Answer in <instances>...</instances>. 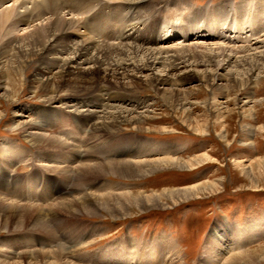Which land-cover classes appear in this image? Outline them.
<instances>
[{
	"label": "bare ground",
	"instance_id": "6f19581e",
	"mask_svg": "<svg viewBox=\"0 0 264 264\" xmlns=\"http://www.w3.org/2000/svg\"><path fill=\"white\" fill-rule=\"evenodd\" d=\"M93 1L95 0H90L89 5H92ZM98 1L99 7L93 8L94 5H92V9L87 13H85V0L0 1V4L12 3L11 6L24 8L23 11H18L10 6L9 9L0 14V30L4 29L5 26L10 28L8 32L5 31L7 40L3 39L6 42H2L4 47L0 62V71L3 72L5 79L7 69L24 70L32 63H37L38 67L28 81L32 92L39 90L50 93L44 97V102L48 104L54 103L57 94L62 91L66 92V97H73L72 101H69V98L60 101L59 108L61 110L57 112L62 114L58 115L52 111L54 116L64 115L63 119L65 121L61 119V125L57 124L58 117L55 116L54 118L50 114L51 111L48 110L45 111V114L51 119L47 118V120L40 121L43 124L39 127V131H37L38 128L33 127L35 123L33 124V122L21 118L17 120L16 125L11 129V131L19 132L24 140L38 150L39 153L36 151L31 154L33 156L31 157L26 146L22 145V149H20L9 142L12 147L21 150L27 157L23 156L25 158H22L23 153L21 152L16 155L15 159L8 158L7 160L6 156L9 150L7 152L3 150L0 153V160L9 169L8 177L4 180L2 176L3 168L0 166V225L4 223L0 227V232L22 231L26 223H29V229L43 232L47 230L52 222L55 223L57 217L62 214H66L70 218L82 216L81 214H86L89 218H99L97 212H94L96 209L105 211L113 219L119 218L117 215L112 214L114 212H119L123 217L127 216L126 206L133 203L138 204V202L147 205L156 204L162 197L160 195L152 196L151 194L154 192L148 195L141 192L94 193L90 191L92 187L91 180L94 178H91L90 175L103 177L110 175L118 179L140 181L160 170H181L193 164L197 165L203 160H210L209 155L203 153L200 156L188 159L192 160L190 164L182 163L184 159L177 157L179 148L170 145L168 147L163 144L149 145L146 140L141 138H136L137 140H131L128 137L108 139L105 144L100 143L99 148H95L96 143L90 142L91 146L87 145L90 144L89 141H93L95 138L93 134L101 133L113 136L126 130L125 127L127 126L132 127L137 132L152 133L151 129L146 128L145 124L149 114L146 105L142 108L140 100H134L126 96L132 91L137 92L138 89L146 86L167 103L170 98L178 100L181 95L185 97L187 89H180V87L189 81L191 75L198 74L202 82L208 83V81H211V83L218 84V87L215 88L218 92L236 90V98L231 101L238 105L237 108L241 110L239 114L243 116L242 119L247 117L249 120H257L254 118V115L260 112L257 108L264 105V100L251 101V94L245 98V101L238 102L239 93L251 85L256 87L264 75V25L260 21L261 16L253 25V34L251 28L246 24L249 19V12L245 22L246 27L238 30L239 26L234 21V14L242 19L245 12L240 11L239 14L238 11L236 14V11H228L227 7L223 12L224 15L229 14L230 22L227 21V15L220 25L223 14L218 8L215 9L217 12H212L215 15L211 17L213 18L211 21V18L207 15L210 9H207L196 11L201 13L199 15L194 14L195 18L185 20L187 23L186 28L185 26L180 29L174 27V29L169 30L167 27L165 31H160L157 28L158 18L154 13L141 21L139 25L135 20H131V14L138 12L143 4L147 3L148 5L150 0H124L122 2L124 8L129 7L131 14H127L125 10L123 11L121 7H118V0L111 7L108 4L103 5L102 0ZM28 4L31 6L28 7ZM180 7L178 6L179 9ZM185 7L187 8L186 5ZM104 9L110 11L102 13ZM117 9L120 10L119 16H117ZM258 9L259 12L261 10L263 12L264 4ZM256 12L258 11L256 10ZM202 13H206V17L197 20L196 18H199ZM258 13L253 14L255 20L259 15ZM43 14H47L46 19L42 17ZM24 19H26V23L23 21ZM31 19L32 23H36L35 25L28 23L31 22ZM110 21H113L112 25H109ZM199 21L202 22L199 23ZM22 22L25 23V26H22ZM231 22H235L234 24L238 26L235 28L238 32L235 33L231 27ZM78 23L81 28L73 30L76 32L75 35L73 32L67 37L62 35ZM225 25L227 28L223 30ZM208 28H212L210 33ZM82 29H84L83 33H81ZM107 29H111V31H107ZM247 29L248 31H246ZM232 35L234 36L231 38ZM85 37L90 40H85ZM65 38H67V41ZM69 38L71 42L68 40ZM245 38L252 40L249 42L251 44L247 43L249 45H245L242 42ZM123 40L126 41L123 42ZM177 40H182L183 44L171 46ZM196 40L199 41L195 42ZM84 41L85 43H83ZM220 41L224 44L218 43ZM14 62L15 65L12 66ZM47 66L51 67L48 68ZM57 68H59V71H54ZM145 72L150 73L146 74ZM113 91L123 92L124 96L118 97V93L114 94ZM0 93L3 98L9 99L12 89L2 87ZM79 95L84 98H74V96ZM218 106L223 109L222 104ZM61 107L68 108L69 113L75 115L76 118L73 119V116L66 113ZM20 113L25 114V111L21 110ZM17 116L22 117V114ZM67 118L72 120L71 124H69ZM55 124L57 125L55 126ZM188 125L192 129H197V131L202 128L193 118L188 121ZM82 126L85 127L86 134L89 133L86 128L91 130V136L85 134V142L81 141L84 136ZM122 126H125L124 129H122ZM244 128V130L254 129L264 134V125L259 127L249 125ZM56 130L57 133H55ZM153 131L156 133L167 132L166 130L157 129ZM73 132H76L77 135ZM59 135H62V137ZM87 136H89V139H87ZM221 138L226 141V137L221 136ZM249 145V143L243 144L246 147H249ZM155 149L159 150L154 154L149 152V150ZM87 150H89L88 154ZM144 150L146 152L142 153ZM82 152L86 157L81 165L65 169L62 167L51 168L48 164L49 162L55 165L59 162L62 164L77 163L82 158ZM173 154L177 158H174ZM154 155L159 156V158L152 159ZM165 156L170 157L166 158ZM64 157H67L68 161H63ZM55 158L60 161H56ZM9 162L11 166H9ZM26 162L45 163L44 165L48 164V166L43 168L42 165L38 167L36 164L31 173L24 174V179L12 183L13 163L25 164ZM260 162L262 161L255 163L258 170L252 166L250 167V171L253 173L251 175H254V173L259 176L264 174ZM237 166L239 167L238 171H245L242 165L237 164ZM34 170L39 171L37 176L32 175ZM48 170L52 174L61 176L62 181L64 180L63 183L61 182V192L66 190L67 186L70 185L71 178L75 175L76 182L72 186L75 190H80V193L73 195L75 191L72 190L71 193L59 196L55 202L50 201L51 203L45 206L20 205L8 200L22 201L27 198L25 197L26 192L22 190L29 189L32 185L35 188L27 192H32L35 199H41L42 194H39V192H42V188L45 187L44 180H53L51 173L46 172ZM248 173H246L247 176H249ZM84 174L85 177L87 176L85 180L77 178V176ZM57 185L59 184L55 186ZM202 185L197 184L175 190L184 192L186 195L183 196H187L184 198H189L191 195H196ZM105 187H102V189ZM167 190L169 189L159 191L165 192ZM45 194L47 196L48 193ZM143 194L146 196H143ZM53 196H55V193L50 199ZM134 196L137 197L134 198ZM168 197L171 198L172 195H168ZM114 199H118V201L115 202ZM138 212L144 213L142 209H139ZM257 219H252L255 222L251 223L250 228H248L250 226L249 221H245L234 232L224 224L221 226L216 224L205 241L203 249L204 263L264 264V244L253 250L247 251V249H244L249 239L252 241L255 240L253 238H264V220L257 221ZM10 221L15 222L13 227L8 225ZM161 239L163 240L162 243L159 246L155 245L158 249L153 244L145 246L146 248L143 251V248L134 251L135 256L132 258L131 251L127 247L125 251L128 254L122 251L118 258L116 256L112 257V262L115 264H155L161 259L165 260L170 250H175V247L166 238L162 237ZM71 248L73 246L60 244L56 249L49 251L47 257H45L47 253L44 251L24 252L22 254L29 256V260H33L35 255L39 256L41 254L44 259H48L47 261L53 258L56 259L54 263L59 264L66 260L67 255L71 254V251H69ZM175 251L177 252V249ZM36 260H38L37 257ZM66 263L74 264L70 260Z\"/></svg>",
	"mask_w": 264,
	"mask_h": 264
},
{
	"label": "rangeland",
	"instance_id": "374dc122",
	"mask_svg": "<svg viewBox=\"0 0 264 264\" xmlns=\"http://www.w3.org/2000/svg\"><path fill=\"white\" fill-rule=\"evenodd\" d=\"M89 1L90 0H85V13L92 9V5H94L93 8L99 7L98 0L93 1L92 5H89ZM102 2L103 5L108 4L111 7L114 6V3L117 1L102 0ZM122 2H124V0H118V7H121L123 11L125 10L127 14H131L129 7L124 8ZM263 4L264 0H150L148 5L147 3L143 4L138 12L131 14V20H135L137 25H139L141 21L148 18L151 13H154L158 18L157 28L161 31H165L167 27L169 30L174 29V27H179L180 29L184 26L186 28L187 23L185 20L195 18L194 14L199 15L201 13L196 11L210 9L207 15L211 18L215 15H213L212 12H217L215 9L218 8L223 14L221 25L227 15V21L230 22L229 14L224 15L223 12L227 7L228 11H236V14L238 11L239 14L240 11L245 12L242 19L234 14V21L239 26L238 30L246 27L245 22L249 12V19L246 24L251 28L250 30H252L253 34V25H255V21L259 20L260 16V21L264 25V11L262 12L261 10L259 12L258 9L261 8ZM11 5L12 3L0 4V14L4 10L9 9ZM27 6L30 7L31 5L28 4ZM178 6H181L180 9ZM11 7L16 8L18 11H23L24 9L21 6ZM146 7L148 8L146 9ZM256 10L259 13L256 12ZM109 11V9H104L102 13H108ZM255 12L259 14L256 20ZM119 13L120 10L117 9V16H119ZM42 17L46 19L47 14H43ZM137 17H139V19H137ZM204 17H206V13H202V15L196 19L201 20ZM212 19L213 18H211V21ZM23 21L26 23V19ZM202 21L205 22L204 20ZM202 21H199V23ZM24 22H22V26H25ZM235 22H231V27L236 33L237 30L235 28L238 26L234 24ZM28 23L31 24L32 19L31 22ZM32 24L35 25L36 23ZM112 24L113 21H110L109 25ZM80 28L78 23L62 35L67 37L71 32L75 35L76 32L73 30ZM226 28L225 25L223 30ZM8 29L10 28L5 26L4 29L0 30V45L2 42H6L5 40L7 39L5 36L7 33H5V31L8 32ZM211 29L208 28L209 33ZM220 29L222 30V28ZM109 30L111 31V29H107V31ZM246 31H248V29ZM83 32L84 29H82L81 33ZM164 34L165 32L163 36ZM233 36L234 35H232L231 38ZM3 39L5 40L3 41ZM65 39L67 41V38ZM68 40L71 42L70 38ZM85 40L89 41L90 39H86L85 37ZM94 41L100 43L97 40ZM125 41L126 40H123V42ZM181 41L182 40L174 41L171 46H180L183 44ZM198 41L199 40H196L195 42ZM251 41L252 40L249 38H245L242 42L245 43V45H249ZM221 42L222 41L218 43L224 44ZM3 43L0 46V62L4 47ZM83 43H85V41ZM57 56L59 55L57 54ZM14 65L15 62L12 66ZM8 66L7 68H9ZM37 67V63H32L24 70L14 71L9 68L6 72V79L3 72L0 71V89L2 87H9L12 89V93L14 92L13 95L11 93L9 99L3 98L0 93V153L3 150H6V152L9 150L6 156L7 160L8 158L15 159L16 155L22 152L12 147L9 143H12L20 149H22V145L26 146L29 150V155L38 151L34 149L31 144H28L19 132L11 131L14 125H16L17 120L21 118L22 120L33 122V124L35 123L33 127L38 128L37 131H39V127L43 124L40 121L43 119L47 120L48 118L45 111H51L50 114H52V111L58 115L62 114L61 112H57L61 110L59 108L60 101L68 98L69 101H72L73 98L66 97V92L62 91L60 94H57L55 98L56 102L54 101V103L48 104L44 102V97L50 93L39 90L32 92L29 88L28 81L32 78ZM47 67L50 68L51 66ZM54 71L58 72L59 68ZM145 73L147 74L150 72ZM189 78V81L180 87V89H187L186 96L184 97L181 95L178 100L170 98V100H167V103L160 96H156L154 92L146 86L138 89L137 92L132 91L129 95H126L128 98L140 100L142 108L146 105L145 107H147L146 110L149 111V114L145 124L146 128L151 129L152 133H141L133 130L130 126H122V129L125 127L126 130L119 132L117 135L108 136L107 134L96 133L93 134L95 137L93 141H89L88 143H96L97 145L95 148H99L100 145L105 144L108 139L114 140L117 138L121 139V137H128L131 140H137L136 138H141L146 140L149 145L154 146L163 144L168 147L170 145L179 148L177 157L184 159L182 163L190 164L192 160L188 159L200 156L203 153H207L210 160H203L197 165L193 164L181 170H160L140 181L118 179L110 175L106 177L90 175L91 178L94 177L91 180L92 189L90 188V191L94 193L141 192L148 195L154 192L151 194L152 196L160 195L162 199L158 200L156 204L151 205L144 204L143 202L128 205L126 206L127 216L123 217L119 212L112 213L113 215H117L119 217L118 219L110 218L109 214L105 211L96 209L94 212H97L96 214L99 215V218H89L86 214L70 218V216L62 214L57 217L58 221L56 219L55 223L52 222L47 230L43 232L29 229V223H26L25 228L19 232L14 230L0 232V264H52L56 262V259L50 258L49 261H47L48 259H44V256L40 254L39 256L35 255L33 260H29V256L27 257L22 253L44 251L47 253L45 256L47 257L49 251L56 249L60 244L73 246V248L69 250L71 254L66 256V260H70L74 264H115L112 262V257L116 256V258H118L122 251L128 254L125 251L127 247L130 249V254L132 255L129 254V256L134 258V251L140 250L141 248H143V251L147 246L152 244L154 246H159L163 241L161 239L162 237L169 240L175 247L174 249H177V252L175 250H170L165 260L161 259L155 264H206L204 263L203 249L209 232L216 224H219V226L224 224L234 232L236 229H239V226H242L245 221H249L250 226L248 228H250L252 226L251 223L255 222L252 221V219L258 218L257 221L264 220V174L259 176L254 173V175H251L253 173L250 171L251 166L258 170L255 167L257 161H262L260 162L262 164L261 170H264V134L254 129L249 131L244 130V127L249 125L254 127L264 125V105L258 106L259 108H257L260 110L259 113L254 115V118L257 120H249L247 117L242 119L243 116L239 114L241 110H238V105H236L234 101H231L236 98V90L232 91L231 89L229 92H218V90H215L218 84L211 83V81H208V83L202 82L198 74L191 75ZM113 92L114 94L118 93V91ZM239 94L238 102L245 101V98L249 94H251V101L259 102L264 100V75L256 87L251 85L242 90ZM122 96H124V93L119 92L118 97ZM74 98L83 99L84 97L79 95L77 97L74 96ZM220 104H222L223 109L218 106ZM20 109L25 111V114L20 113ZM62 109L66 113H69L68 108L64 107ZM19 114H22V117H18L17 115ZM69 114L73 116V119L76 118L75 115ZM52 116L54 115L52 114ZM55 116L56 118L58 117L57 124L61 125V119L65 121V119H63L64 115ZM192 118L202 127L200 130L197 131V129H192L188 125V121ZM67 121L69 124L72 123V120H69V118H67ZM57 124H55V126ZM82 128L84 130V136L82 137L83 134L81 135V141L85 142V127L82 126ZM156 129L166 130L167 132L156 133L153 131ZM86 131L89 132L86 135L91 136V130L86 128ZM55 133H57V130ZM73 133L77 135L76 132ZM59 136L62 137V135ZM221 136L226 137V141L222 140ZM87 139H89V136H87ZM246 143L250 144L249 147L243 146V144ZM87 145L91 146V143ZM158 150L159 149L149 150V152H153L151 154H154ZM145 152L146 150L142 153ZM22 153V158L27 157L24 152ZM37 153H39V151ZM88 153L89 150H87V154ZM35 156L37 157V155ZM31 157L33 156L31 155ZM85 157L86 155L84 156L82 152V158L78 160L77 163L62 164L59 162L55 165L49 162L48 164L51 168L62 167L68 169L75 165H81ZM152 157V159L159 158V156L156 157V155ZM165 157L167 158L170 156ZM173 157L177 158L174 154ZM63 159V161H68L67 157ZM55 160L58 161L59 159L55 158ZM8 164L11 166L10 162ZM36 164L38 167L42 165L43 168L48 166V164L44 165L45 163L41 164L37 162H26L25 164L13 163L12 183L24 179V174L31 173ZM237 164L242 165L245 171H238L239 167ZM0 166L3 168V179L6 180L9 169L2 160H0ZM49 170L46 172H50ZM247 172H249V176L246 175ZM38 173V170H34L32 175L37 176ZM50 175L53 180H44L45 187L42 188V192H39V194H42L41 199H35V197L32 196V192H27L35 188V186L32 185L29 189L25 188L22 190L26 192L25 197L27 198L22 201H15L14 199L8 200L11 202L14 201L13 203L20 205L45 206L49 205L51 202H55L59 196L71 193L72 190L75 191L73 195H77L80 191L78 189L75 190L72 186L76 182L75 175L71 178L70 185L62 192L61 185L64 180L62 181L61 176L58 175V177L57 174L51 173ZM86 177L85 174L77 176V178L81 180H85ZM56 184L59 185L55 186ZM197 184L203 185L199 187L200 191L196 192V195H191L189 198H184L187 197L183 196L186 195L184 192L175 190ZM102 187L105 188L102 189ZM164 189L169 190L165 192L159 191ZM45 193L49 194H47L48 197ZM54 193L55 196L50 199ZM168 195H172V197L169 198ZM143 196L146 195L143 194ZM135 197L137 196H134V198ZM114 201L116 202L118 199H114ZM139 209H142L144 213H139ZM14 223V221H10L8 225L13 227ZM3 224L4 223H2L0 227L3 226ZM225 226L223 227L225 228ZM253 239L255 240L251 241V239H249L247 241L244 249H247V251L253 250L264 244V238ZM74 248H77V250L75 251ZM156 249L158 248L156 247ZM36 257L39 262L36 260ZM66 260L59 264H69L66 263Z\"/></svg>",
	"mask_w": 264,
	"mask_h": 264
}]
</instances>
